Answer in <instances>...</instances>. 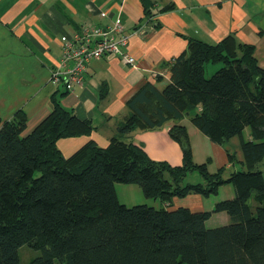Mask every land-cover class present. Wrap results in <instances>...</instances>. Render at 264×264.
Instances as JSON below:
<instances>
[{
	"label": "trees",
	"instance_id": "16d2710c",
	"mask_svg": "<svg viewBox=\"0 0 264 264\" xmlns=\"http://www.w3.org/2000/svg\"><path fill=\"white\" fill-rule=\"evenodd\" d=\"M143 2L152 19L173 5ZM254 52L253 44L232 34L217 43L190 38L187 49L165 66L170 81L163 88L146 81L129 98V115L106 145L91 138L68 156L58 141L90 135L94 125L60 97L52 96L51 111L27 134L23 109L5 120L0 126V264H22V245L40 252L25 264H264V68ZM208 63L223 65L208 77ZM56 81L68 84L62 77ZM185 117L226 147L229 166L211 171V157L195 160L181 122ZM171 121L169 135L182 150L177 165L152 158L134 139L136 131ZM234 137L243 160L226 146ZM194 172L201 180L188 181ZM116 182L139 184L146 196L161 201L160 207L121 202ZM228 183L235 195L212 209L169 208L175 197H206ZM220 212L231 222L209 227L212 214Z\"/></svg>",
	"mask_w": 264,
	"mask_h": 264
},
{
	"label": "crops",
	"instance_id": "0c3cea01",
	"mask_svg": "<svg viewBox=\"0 0 264 264\" xmlns=\"http://www.w3.org/2000/svg\"><path fill=\"white\" fill-rule=\"evenodd\" d=\"M152 2L161 8L173 5L152 19L146 17L143 0H0V126L23 109L28 117L27 134L51 111L52 96L56 95L65 107L80 118L91 119L94 125L90 135L61 138L58 146L63 153L72 154L91 138L104 146L129 115L127 101L142 84L151 81L161 89L170 81L165 66L187 49L190 38L217 43L232 34L238 41L255 46V56L264 68V0ZM117 21L130 34L126 49L136 58V67L109 55L90 62L82 84L69 86L53 80L64 36L84 23L108 27ZM210 65L218 64L206 66ZM156 73L162 77L157 79ZM181 122L186 125L185 118ZM173 124L136 131L134 139L152 158L180 164L181 147L169 135ZM231 141L237 158L243 160L239 138ZM212 145L211 162L216 161L217 169L229 166L226 147ZM234 195L235 189L229 197ZM202 197H175L169 208L204 210Z\"/></svg>",
	"mask_w": 264,
	"mask_h": 264
},
{
	"label": "built area",
	"instance_id": "2783aa9c",
	"mask_svg": "<svg viewBox=\"0 0 264 264\" xmlns=\"http://www.w3.org/2000/svg\"><path fill=\"white\" fill-rule=\"evenodd\" d=\"M129 38L130 34L124 32L119 21L108 27L90 22L82 24L73 34L63 38L60 66L54 72L55 80L62 77L69 86L82 84L90 62L109 55H116L136 67V58L126 49Z\"/></svg>",
	"mask_w": 264,
	"mask_h": 264
},
{
	"label": "rangeland",
	"instance_id": "374dc122",
	"mask_svg": "<svg viewBox=\"0 0 264 264\" xmlns=\"http://www.w3.org/2000/svg\"><path fill=\"white\" fill-rule=\"evenodd\" d=\"M215 65L217 67H221L223 64L217 63ZM214 65L206 66V76H211L217 68ZM186 126L189 127V134L191 138V144L193 149L194 157L199 161L203 162L207 159L208 156H213V145L212 141L196 126L192 123V121L185 117ZM248 131V128H247ZM235 142L238 143V139H235ZM227 147L232 149H236L233 142L227 143ZM214 163L216 161L214 160ZM211 162L210 170L215 171L217 170V166ZM263 172H264V165H262ZM188 181H199L201 177L198 172H194L189 175L187 178ZM115 187L121 202L131 206L135 204H142L146 203L148 205H153L156 207H160L161 201L159 199H155L153 197H148L144 194L141 186L136 183H123V182H116ZM234 186L232 184L223 185L220 187L218 192L213 193L209 196H203V203L204 209H212L215 203L219 200L230 198L229 195L233 192ZM251 203L253 205L254 211L256 210V202L254 198H251ZM212 207V208H210ZM231 222L230 216L227 212H220L214 213V215L207 221V225L209 227L221 226ZM40 252L35 249H31L27 245H22L19 248V254L21 257V263L25 264L35 255L39 254Z\"/></svg>",
	"mask_w": 264,
	"mask_h": 264
}]
</instances>
